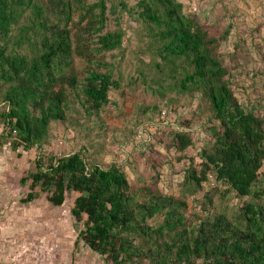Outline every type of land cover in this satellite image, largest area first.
<instances>
[{
	"label": "trees",
	"instance_id": "trees-1",
	"mask_svg": "<svg viewBox=\"0 0 264 264\" xmlns=\"http://www.w3.org/2000/svg\"><path fill=\"white\" fill-rule=\"evenodd\" d=\"M125 21L135 24L127 40ZM231 33L180 0H0V147L39 152L22 203L46 195L59 209L74 196L79 239L107 264H264V106L234 93L242 65L237 51L221 52ZM126 76L194 110L205 139L177 196L132 185L85 149L42 151L52 124L85 131L98 121ZM172 143L197 151L184 131Z\"/></svg>",
	"mask_w": 264,
	"mask_h": 264
},
{
	"label": "rangeland",
	"instance_id": "rangeland-1",
	"mask_svg": "<svg viewBox=\"0 0 264 264\" xmlns=\"http://www.w3.org/2000/svg\"><path fill=\"white\" fill-rule=\"evenodd\" d=\"M128 1L134 4V0ZM180 2L186 13H197L207 24L232 23V33L221 47V52L226 55L237 51L242 65L232 74L236 82L234 93L242 104H253L258 109L264 106V0ZM123 26L127 30V40L135 24L125 21ZM128 79L126 76L119 91L111 92L110 103L101 113L100 119L94 120L85 131L52 124L49 139L42 151L61 157L85 149L88 158L94 159L102 167L118 165L132 185L155 184L164 193L177 196L178 184L183 179L190 159L200 164V159L193 155L201 149L205 139L199 126L190 122L194 110L184 107L183 101L178 106L159 102L146 94L139 85H130ZM154 105L159 108L152 110ZM180 131L194 136L197 151L178 153L172 145V135ZM1 134L0 127V143ZM18 154L20 158L11 151L9 145L0 147V201H16L20 205L28 194L30 184L22 186L20 181L26 172L34 170L39 152L36 149L30 152L20 150ZM74 200L75 197L70 195L61 208L78 232L81 225L74 223L70 217ZM33 203H43L41 205L44 207L49 205L46 195H41ZM188 203L191 207L192 201Z\"/></svg>",
	"mask_w": 264,
	"mask_h": 264
},
{
	"label": "crops",
	"instance_id": "crops-1",
	"mask_svg": "<svg viewBox=\"0 0 264 264\" xmlns=\"http://www.w3.org/2000/svg\"><path fill=\"white\" fill-rule=\"evenodd\" d=\"M0 202V264H107L79 239L62 208Z\"/></svg>",
	"mask_w": 264,
	"mask_h": 264
}]
</instances>
